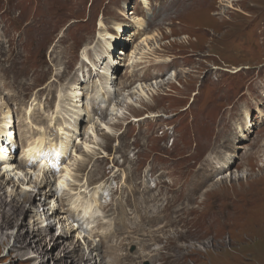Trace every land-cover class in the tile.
Returning <instances> with one entry per match:
<instances>
[{"label":"rangeland","instance_id":"obj_1","mask_svg":"<svg viewBox=\"0 0 264 264\" xmlns=\"http://www.w3.org/2000/svg\"><path fill=\"white\" fill-rule=\"evenodd\" d=\"M21 1L0 0V21L2 22L0 39L6 49L5 53H0V58L4 57V60H10L14 53L18 73L32 80L26 79V83L20 84L17 80L5 81L4 76H1L0 103L4 102V104V98L9 100L14 95L9 100L11 102L15 97H19L16 94L33 90L38 87V81L43 83L48 78L51 70V65L46 60L48 59L47 53L45 55V49L48 46H50V60L64 63L71 54L72 48L89 38L80 32L73 42H66L63 46L58 45L56 39L59 36L56 31L62 25L64 18L61 13L53 11L52 5L61 0H24L23 6L30 9H22L20 7ZM222 1L190 0L188 5L181 9L176 16L169 14L168 18L164 16L161 18L165 22L168 21L167 26L159 27V30L163 31L162 35L159 32H152L159 34L160 46L154 53L149 51L153 54L144 58L146 62L143 65L148 66L155 58H157V62H161L159 59L172 60L167 63V66H163L166 61L163 62L164 64L155 68L159 72L154 71L150 74L152 76L154 73L161 74L165 77L171 70H176L177 80L172 79L170 84H163L162 88L157 90L158 95H152V98L147 102L137 101L134 103L135 107H133L134 105L129 106L128 110L127 102L122 101L120 114L124 115L125 111L129 114H125L126 119L120 123H115L112 127L118 128L122 123H129L134 127L135 124L131 119L134 116H143L148 112L165 116L156 117L155 121L147 120L144 122L141 120L143 122L141 125L146 126V128L150 127V131L157 132L155 135L148 133L145 138L144 147L147 157L155 151H157V157L160 156V153H167L166 156L162 157V164H159L162 170L158 176L156 174V177L164 173V176H167V161L173 164L171 173L180 171L181 174L185 172L187 167H194L197 162L203 161L213 145L221 141V135L224 138L234 118L235 123L233 125L238 124L239 127L245 126L247 122L245 136L229 141L232 145L224 153L225 156L229 154L235 157L230 163V169L224 168L222 173H215L216 176L213 174L215 180H212V176L204 177L206 183L199 190V192L203 191L202 195L200 194L198 197L195 193V199L191 202L193 214H186L183 217L177 216L173 210L175 206L179 205V202L171 204L167 218L163 219L164 225L158 227L160 224L153 221V218H157V201L148 199L143 204L142 215L148 221L146 227L142 228L144 233L146 231L140 236L143 241L136 247L133 246V250H130L128 246L134 245L132 242L137 240V235L131 233L129 238H125L121 248L123 253L129 252L130 255L135 256L128 258L130 264H143L145 261L149 264H264V106L260 104L263 102L260 100H264V0H227L230 1L231 7H227L226 0ZM183 2L184 0H180V4ZM17 9H19V17L14 24L9 17H15ZM35 9H37V16ZM33 10L34 14L31 16ZM35 16L37 18L31 23ZM27 18L28 23L21 28L22 23ZM175 22L179 23L176 24ZM65 37L68 39L66 35ZM152 43L153 41L150 45ZM10 49H13L14 52H7ZM52 54L57 58H53ZM143 55L140 57L142 58ZM32 56L41 58V60L37 57L33 58L37 65L31 60ZM61 58L63 59L61 60ZM178 58L180 59L179 62L175 60ZM132 60L130 65L137 63H132ZM234 68L238 69L239 72L236 74L228 72ZM43 70L47 71L43 74L40 73ZM125 72L130 73L131 67L122 70V73ZM60 78L61 76L57 79ZM163 81L167 82L166 79ZM3 82L9 85L3 86ZM133 99L136 100V96H133ZM150 101L152 102L149 103ZM17 108L15 103H11V109L16 111ZM237 113L239 114L237 115ZM245 116L248 119L242 122V118ZM140 118L137 117V119ZM132 120L135 121L134 118ZM177 120L181 121L177 123ZM175 122L174 130L176 129L175 131L178 133H173L174 144L171 149H167L165 146L170 147L171 145L166 143V139L171 132L170 126L174 125ZM35 128L42 132L41 127L35 126ZM214 129H219L220 134L211 139ZM162 130L167 135L162 141L165 146L157 148L156 143L159 141V136H163ZM34 132L32 134L20 130L17 132V141H19V147L15 151L17 162L24 157L27 149L25 146L32 141ZM101 133L104 132L101 131ZM101 133L94 137L97 145H92L93 153H96L98 149L102 152L109 151L112 144L111 138L105 142L107 147L99 146L104 141ZM20 135L27 140L23 141V144ZM85 139L88 143L91 137L87 136L78 144L83 146L82 143ZM58 140L56 138L53 142H58ZM87 155L81 153V162L87 161ZM137 158L138 156L127 158L122 166L124 169L129 166L130 181L135 180L141 185L143 182L138 181L135 174L138 168ZM129 159H131V163H129ZM99 161L101 163L100 159ZM78 165L79 163L75 167L77 168ZM36 167L35 174H31V181H34L31 183V187L27 188L34 195L38 194L39 189L38 186L35 187V180L39 176L40 181L43 176L42 168L47 169L49 166L39 162ZM71 173L73 181L80 179V173L77 172L76 174L72 168ZM23 174L20 173L14 177V186L9 184L3 191H0L3 192L4 200L10 199L9 189L14 191L16 188H18L17 191L23 189L19 183L20 179L17 180L18 177L23 178ZM55 174L57 177L59 176V172ZM55 174L50 175L54 183L57 179V177L54 178ZM222 176L227 177L222 183L214 185L211 183ZM149 178H152L153 181L157 180L154 177L149 176ZM161 179L164 183L170 180L169 178L168 180L163 179L162 176ZM144 182L149 183L148 187L150 188L157 184V182L153 184L147 181V178ZM209 182L213 185L212 187L209 186L210 184L208 185ZM111 183L110 178L109 184ZM206 184L208 187L205 186ZM166 186L167 188H174L171 183L166 184ZM156 188L157 186L152 188L153 191ZM155 195L157 197L156 193ZM20 198L23 199L22 195ZM111 200L116 202L113 198ZM32 203L34 204L33 209ZM32 203L30 205L29 202L22 201L21 205L12 208V218L6 224V228L1 227L3 233L0 236V264H41V258L37 257L39 251L32 253L29 246H23L18 253L16 249L20 248V244H17V248L12 246L14 239L13 237L10 238L11 234L13 236L18 234L24 240L29 241L33 238L34 227L37 228L38 225H43L42 229H46L42 233L46 240L44 247H42L44 264H56L58 260L55 257L59 254L60 257L63 256L60 250L68 243L65 244V241L56 245L51 240L54 235V239H57L60 226L54 221L52 222L53 226L47 228L48 222L44 221V215H42L47 210L46 206H38V201ZM57 204L58 202L56 203L49 198L48 206L50 208H56ZM8 209V206L2 204L0 213L2 210L8 211ZM36 211L41 215L31 218ZM127 211L131 213L132 207L130 210L127 207ZM172 220L173 222L174 220L178 221L175 230L172 228L174 226ZM168 221L170 226L173 225L172 227L167 226ZM110 222L111 220L107 221L106 226ZM134 224L133 220L127 223V227H132ZM124 233L126 235V231ZM180 233L183 238L177 239L176 235ZM67 241H74L79 245L77 260L81 262L83 255L80 253L86 251V243L77 240L74 233L68 236ZM129 241L131 242L128 243ZM137 248L140 250L139 257H136L137 253L135 254ZM177 249H179L178 252H176ZM156 251L158 252L156 253ZM111 256L116 257L113 258V263L117 264L120 256L113 254Z\"/></svg>","mask_w":264,"mask_h":264},{"label":"bare ground","instance_id":"obj_2","mask_svg":"<svg viewBox=\"0 0 264 264\" xmlns=\"http://www.w3.org/2000/svg\"><path fill=\"white\" fill-rule=\"evenodd\" d=\"M146 2L147 1L144 0V3ZM23 3H24V0H22L20 4V7L22 9L29 8V7L23 6ZM226 3H228L227 7L229 6L231 7L230 1L226 0ZM18 12H19V9H17V14H15L16 18L9 17L12 19L14 24L16 23L19 17ZM35 12L37 16L38 14L37 9H35ZM33 14H34V10L31 11V16H33ZM36 16L31 21V23L35 21V19L37 18ZM114 17L117 18L118 16L114 15ZM48 20H49V16H48ZM141 20L142 18L140 16H137L134 19V22L139 24ZM27 23H28V18L24 20L21 28H23L24 25H26ZM0 25H2L1 21H0ZM81 33L82 35L89 37L90 34L92 33V29L90 27H86ZM21 37H22V32H21ZM66 39L67 38L65 37V35H59V37L56 39V42L58 41L57 44L63 46L67 42L65 41ZM158 39H159L158 33H149V34H146L143 38H141L138 41L139 42L138 44L132 45L131 50H130V55H129V58L133 59L132 63L138 62L139 59L141 58L140 56H142L146 52H149V51L153 52L154 48H158L160 46ZM152 41H153L152 43L153 46L150 45ZM128 48L126 47L127 50ZM5 52H6V49H5L4 43L0 39V53H5ZM51 56L53 58H57L56 56H53V54ZM34 57H37L41 60V58L38 56H32L31 58L32 61ZM117 57H119L118 54H117ZM62 59L63 58H61V60ZM35 65H37V63H35ZM66 67L67 65H65L62 71H58L54 74V77L56 78V80L57 78H59V76L61 77L63 76V72L66 71ZM46 71L47 70H43L40 73L43 74ZM176 73H177L176 70L175 71L171 70L165 77L164 75L161 76V74H157V81H155L154 83L151 81L150 83H145L144 85L140 83L139 88H135L134 91L132 90L129 93V95L128 93H124L123 98L121 99L124 103L127 102V105H128L127 107L134 105V103L137 101L147 102V100L152 98L151 97L152 95L159 94L157 90L162 88L163 84H170L171 83L170 80L172 79L176 81L177 80ZM165 79L167 80V82L163 81ZM5 85L6 83L3 82V86ZM89 88H90L89 85H86L83 87V93H82L83 96H86L88 94ZM52 89H53V82H50L45 87H41L40 91L49 92V91H52ZM111 90H112V87H111ZM113 90H114L113 93L115 94L116 88H113ZM133 96H136L137 99L136 100L133 99ZM77 99H78V96H77ZM77 99L76 97L74 98V100L76 101ZM260 101H263L262 103L260 102L259 103L264 106V100L262 99ZM3 105H4V102L0 103V140H1V143L3 145H7V147L10 150H9L8 155H5L7 153L5 154L0 153V167L3 168L5 166H8V167L14 166V168H17L20 171L8 172L9 169H7L8 171L7 170L0 171V174H1L0 191L1 190L3 191V189L9 184H11V186H14V182H13L14 177L18 176L20 173L23 174V171H24V174H23L24 179L20 177L17 178L18 181L20 179L19 183L23 187V189L21 187L19 191H17L18 188H16L15 191L13 189L12 190L9 189L8 191L9 198H10L9 200H4L2 196L3 192L2 193L0 192V203L8 206L9 208L8 211L2 210V212L0 213V236L3 233L1 230V227L6 228V224H8L10 219L12 218L14 208L18 207L22 201L25 203L29 202L30 205L32 202L38 201V206L40 205L41 207L46 206L47 210L46 211L43 210L44 212L42 213V215H44V221L48 222L47 228H51L53 226L52 222L54 221L56 222L57 225L60 226L59 227L60 233L57 236L58 240L54 239L55 235L51 237V240L56 245L59 244L60 242H65V241H66L65 244L68 243L67 246L64 245L60 250V252L63 253V256L60 257V254H59V256L57 255L55 257V259L58 260L56 264H76V263L77 264H82V263L83 264H114L113 258H116V257L111 256V254L120 256V260L117 264H130V261H128V258L133 257L134 255L133 254L130 255L129 252L123 253L121 251L122 250L121 248L123 247V241L125 240L126 237L129 238L131 233L134 234L135 236L137 235V240L132 242L134 245L131 244L130 246H128L130 247V250H133L134 247H136L139 243L143 241L141 240L140 236L142 234H145L142 228L148 223V221L145 220V218L142 215V208H143V204L146 203L148 199H151L152 201H156V196L154 198L153 193H151V192H154L153 189L148 187L147 185H142V184L140 185V183L134 180L131 186L129 187V189L127 190L130 192L123 193L121 197L122 203L114 202L113 200L109 202H104V203L98 202L100 201V199L95 194L101 195L102 191L105 192L106 190H111V191L113 190L112 189L113 187L109 188L110 177H108L107 179L104 180L102 184L98 186H94L92 188L93 193L95 194H93L91 198L94 199L96 203H94L95 205H93V203L91 205L90 202L88 201V197L85 196L88 194L90 189L87 190V188H85V183L81 185V179H78V180L75 179L76 181L75 180L73 181V175L71 173V168L73 169V167H75V165L78 163L79 165L77 166V168L75 167V170L77 171V170H81L82 168L84 169L90 157H93L92 156L93 149L91 147L96 142L94 140V137H96V135L99 134L98 132L100 133L101 131L104 132V133H101V135L105 136L104 137L105 139L108 134L109 135L113 134V129L111 128L112 125L114 124V122H117L119 118H123V115L119 113V111L122 108L121 106L123 104H119L118 106L114 104L110 109L112 111L110 113H108L107 108H105L104 118L103 119L97 118L92 123H90V125L87 126L86 129L91 130V135H88V137L89 138L91 137V139L88 140V143H86L87 139H85L84 143H82L83 146L79 145L78 148H75L73 150L72 154L68 155L70 157V162L68 164H64V162L61 163V166H62L61 168L63 169L60 170V174L56 179L57 183H53L50 178V175H52V173L54 172L53 167L51 165H48L49 168L47 169L43 168L42 179L39 181L40 178L38 176V178L34 182L35 187L36 188L37 186L39 187L38 194L36 195L29 192L30 190L27 189L31 187V183H33L34 181V180L31 181L32 175H29L27 173L30 172V173L35 174V166L37 164V162L35 163V160L39 158L40 154H42V157H41L42 159L39 158L40 161L42 162V165L48 164V160L46 159L47 156L50 157L52 162H55L56 160H59L61 162L62 157L66 155V151L69 146V142H68L69 140L62 138V136H60L58 142L57 141L53 142L52 139L50 141H47L45 135H43L44 133L41 131H37L35 134L37 136L34 137V139L28 144H26L25 146L27 148L24 153L25 158H23L21 161H18L17 163L16 161L17 158H15L16 154L14 152V147L16 143L14 142V140L11 139L12 134L17 133L16 131L17 128L15 125V120L11 121L9 119L10 116L8 115V109H5L6 106H3ZM238 114L239 113H237V115ZM83 116H85V114ZM107 116H110V117H107ZM88 118L89 116L86 115L85 118L83 117L82 119H80V122L87 121ZM136 119L137 118H134V120ZM247 119L248 118L246 116L245 118L243 117L242 122L246 121ZM18 122H20V120ZM234 123H235V118L231 121L228 131L224 135V138L221 135V141L213 145L211 150L207 152L205 159L203 161L197 162L194 167H187L183 174H181L180 171L171 173L173 164L172 162L167 161L166 168L168 169V171L166 172V175L170 179L169 182L164 183V181H162L161 179V176L163 177L165 173L157 177V222L167 218V213L169 211V208L171 207V204H176L178 202H179V205L175 206L173 210V213L175 215L177 216L180 215L183 217L186 214L187 215L193 214L192 209H191L192 208L191 202L192 200L195 199V193L197 194L198 197L200 196V194L202 195L203 191L199 192V190H201L203 184L206 183L205 178L206 177L209 178L213 174L214 176H216L215 173L217 172H219V174L222 173V171H224V168L230 169L229 168L230 163H232L235 157H233V155L230 156L229 154L225 156L224 152L226 151L227 148H229L232 145L229 141H232L233 138L239 139L245 136V129L247 126V122L245 123V126H241V127H239L238 124L233 125ZM8 124L10 127L8 128L9 129L7 131L8 133L5 134L4 130L6 129ZM175 130L174 132L178 133ZM62 134L63 133H61V135ZM219 134H220V130L219 129L215 130L213 135L211 136L212 137L211 139L216 138ZM89 143H92V144H89ZM84 144H86L85 147H84ZM81 153H86V155L88 154L87 155L88 159H86L87 160L86 162H81L82 160L81 159L82 156H80ZM6 156L9 158L8 160H5ZM128 161L129 163L132 162L131 159H129ZM98 164H100V161L98 158H96L94 163L90 166L89 171L87 173L89 180H93L96 178L97 171L99 170ZM121 170L124 173V175L126 174V178L130 181L129 166ZM230 175H231V172H230ZM214 176H212V180H215L213 179ZM237 177H239V175H237ZM25 179H26V182H24ZM225 179H227V177L222 176L220 179H217L216 181H212L211 183L213 185L216 183H222L223 180ZM68 180H70V184L68 183ZM170 183L174 186V188H167L166 184H170ZM209 184L210 182L208 183V185ZM212 184H210L209 186L212 187L213 186ZM208 185L206 184L205 186L208 187ZM67 186L68 188H66ZM58 187H64V189L62 190L59 196H57L56 194V190ZM21 195L23 199L20 198ZM77 196H81L80 199L82 201L79 203H76L75 197ZM49 198H51L53 201H56V203L58 202L59 205L57 204L56 208H50L48 206ZM33 206L34 204L32 203L31 205L32 209H33ZM127 207H132L131 213L127 211ZM38 211H36V213H33V216H31V218H35L41 215V213H39ZM99 211L106 213V215L109 216V220H111V222L110 224L107 225V227H104L106 226L107 222H102L99 218L95 217V214H97V212ZM34 220H37V219H34ZM133 220L135 224L132 227H127V223L132 222ZM44 221H41V222H44ZM177 222H178L177 220H174L173 222L174 226L172 225L173 227L170 226L169 221L166 224L167 226L172 227L173 230H175V228L178 226ZM42 226L43 225H38L37 228L33 226L34 229H33L32 234L34 235H33V238H31L29 241L24 240L18 234H16L15 236L11 234L10 238L13 237L14 239V244L12 246L17 248L18 246L17 244H20V248L16 249L18 253L21 247L23 246L24 247L29 246V248L32 249V253H36L37 251H39L38 256L37 255L36 256L40 257L41 264H44V261H43L44 253H43L42 247H44L46 240L44 239V236L42 235V233L43 231H46V229L45 230L42 229ZM91 227L92 229L90 230ZM99 227L103 228V230L99 231L98 230ZM81 230L87 231L88 239L85 242L86 251L84 253H80L81 255H83L82 261L78 262L77 252L79 251V248H78L79 245L74 241L68 242L67 238L69 235H72V233H77V234L80 233ZM125 231H126V235L124 233ZM180 235L181 233L179 235H176L177 239L183 238V236H180ZM97 237L99 238L98 241L96 239ZM130 242L131 241H129L128 243ZM80 249L83 250V248L81 247ZM139 251L140 250H138L137 248L135 251V254L137 253L136 257H139ZM178 251L179 249L176 250V252ZM157 252L158 251H156V253Z\"/></svg>","mask_w":264,"mask_h":264}]
</instances>
